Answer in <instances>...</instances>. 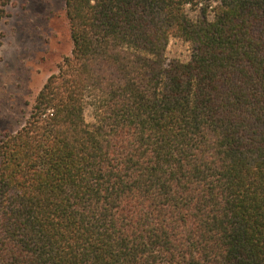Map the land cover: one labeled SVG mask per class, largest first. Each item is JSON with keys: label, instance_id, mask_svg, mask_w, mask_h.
I'll return each instance as SVG.
<instances>
[{"label": "trees", "instance_id": "1", "mask_svg": "<svg viewBox=\"0 0 264 264\" xmlns=\"http://www.w3.org/2000/svg\"><path fill=\"white\" fill-rule=\"evenodd\" d=\"M64 9L71 53L0 137V264H264V0Z\"/></svg>", "mask_w": 264, "mask_h": 264}, {"label": "rangeland", "instance_id": "2", "mask_svg": "<svg viewBox=\"0 0 264 264\" xmlns=\"http://www.w3.org/2000/svg\"><path fill=\"white\" fill-rule=\"evenodd\" d=\"M64 0H8L0 18V137L28 116L46 79L70 55ZM188 44L171 39L166 55L186 59ZM87 121L92 109L85 110Z\"/></svg>", "mask_w": 264, "mask_h": 264}]
</instances>
